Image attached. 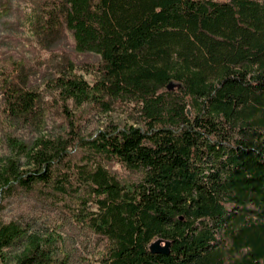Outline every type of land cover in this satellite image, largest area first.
Returning <instances> with one entry per match:
<instances>
[{"label": "trees", "instance_id": "16d2710c", "mask_svg": "<svg viewBox=\"0 0 264 264\" xmlns=\"http://www.w3.org/2000/svg\"><path fill=\"white\" fill-rule=\"evenodd\" d=\"M12 5L0 0L13 36ZM24 19L50 57L33 67L0 44L17 155L0 162V264L12 249L13 264H70L62 234L4 219L23 198L97 237L103 264H264V0H29ZM66 32L73 48L59 49ZM127 101L135 123L83 127ZM54 114L56 133L10 131Z\"/></svg>", "mask_w": 264, "mask_h": 264}, {"label": "rangeland", "instance_id": "374dc122", "mask_svg": "<svg viewBox=\"0 0 264 264\" xmlns=\"http://www.w3.org/2000/svg\"><path fill=\"white\" fill-rule=\"evenodd\" d=\"M13 10L8 20L18 24L15 28L13 36L9 33L5 26H0L1 46L5 53H12L19 57H24L29 60L33 67L40 66L45 58L50 57V53L43 50L40 44L33 42L32 31L24 15L29 10V0H13ZM59 49H72V37L70 33L61 37L58 43ZM90 56H78L79 66L85 67L83 61L92 60ZM45 64V63H44ZM87 79L89 75L82 73ZM33 81L36 85L41 83L40 76H34ZM43 84V83H42ZM134 104L127 101L124 108H119L112 112L111 115H103L99 112L93 111L86 120H83V127L87 132L94 133L99 128L104 127L109 119L120 120L129 124L135 123L138 113L134 109ZM62 119L57 114L51 115L48 119L47 125L43 129H37L31 126H18L16 129H11L14 135L21 139H31L43 134L56 133L63 125ZM6 156L17 157L16 152L8 145L5 134L2 131L0 124V162ZM24 161V159H22ZM5 220L22 219L24 221H34V230L49 229L57 231L65 238V250L70 255V264H103L100 261L99 245L97 237L86 232L84 229L76 225L68 216L63 213L40 206L31 199H15L8 204L3 212ZM20 251L12 249L8 251L9 264L15 262V257Z\"/></svg>", "mask_w": 264, "mask_h": 264}, {"label": "water", "instance_id": "95a60500", "mask_svg": "<svg viewBox=\"0 0 264 264\" xmlns=\"http://www.w3.org/2000/svg\"><path fill=\"white\" fill-rule=\"evenodd\" d=\"M170 245L169 241H164L163 239H157L151 244V250L153 252H161L165 254H169L170 252Z\"/></svg>", "mask_w": 264, "mask_h": 264}]
</instances>
